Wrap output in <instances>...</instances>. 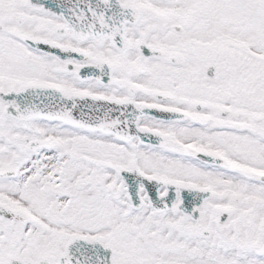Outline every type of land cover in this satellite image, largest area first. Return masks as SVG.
<instances>
[{
    "label": "snow or ice",
    "instance_id": "snow-or-ice-1",
    "mask_svg": "<svg viewBox=\"0 0 264 264\" xmlns=\"http://www.w3.org/2000/svg\"><path fill=\"white\" fill-rule=\"evenodd\" d=\"M0 264H264V0H0Z\"/></svg>",
    "mask_w": 264,
    "mask_h": 264
}]
</instances>
